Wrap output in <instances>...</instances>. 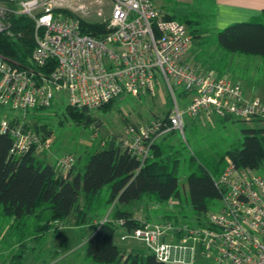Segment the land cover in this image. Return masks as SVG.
I'll return each mask as SVG.
<instances>
[{
    "label": "built area",
    "instance_id": "2783aa9c",
    "mask_svg": "<svg viewBox=\"0 0 264 264\" xmlns=\"http://www.w3.org/2000/svg\"><path fill=\"white\" fill-rule=\"evenodd\" d=\"M7 5L34 20L36 41L32 65L0 55V132L12 137L11 153L42 152L54 140L5 112L25 116L61 96L70 106L95 110L120 94L154 96L161 84L171 98L167 122L130 126L132 138L120 139L142 159L158 136L183 134L185 116L264 122L263 100L246 98L239 82L186 60L192 39L187 26L165 18L151 0H112L108 29L100 36L84 33L79 19L55 11L52 0H0V30ZM74 162L73 154H66L56 166L68 171ZM215 182L222 190L221 208L208 212L204 225L176 229L145 222L120 239L143 241L166 264H192L198 255L210 264H264V173L229 163ZM175 230L182 231L180 237Z\"/></svg>",
    "mask_w": 264,
    "mask_h": 264
},
{
    "label": "trees",
    "instance_id": "16d2710c",
    "mask_svg": "<svg viewBox=\"0 0 264 264\" xmlns=\"http://www.w3.org/2000/svg\"><path fill=\"white\" fill-rule=\"evenodd\" d=\"M14 8L7 5L2 17L0 55L10 62L29 66L32 65L29 57L36 43L34 20L14 13ZM191 14L164 13V17L175 19L189 29L192 37L189 52L193 54L195 65L203 58L201 65L206 70H215L216 74L222 75L224 56L211 61L213 51L206 55L212 46L225 52L264 57V9L253 19L233 22L220 29L210 27L207 16L195 11ZM78 19L84 33L100 36L108 29L106 21ZM114 99L97 109L107 107ZM51 108L53 105L35 107L30 118L27 113L25 116L21 113L19 116L9 115L14 118L12 121L23 118L25 126L41 136L52 134L50 115L60 116V121L71 119L86 125L93 120V110L68 104L61 113ZM39 110L48 111L38 114ZM168 112L160 119L163 123L167 122ZM226 119L220 118L221 121ZM243 121L252 123V126L242 129L240 145L230 146L217 157L201 156L202 153L196 152L186 158L189 167L186 176L188 203L196 225L205 224L208 203L220 200L222 190L215 181L227 164L257 172L264 170V122L260 118ZM173 133L155 139L144 159L125 149L121 140L113 136L104 145L88 152L81 166L74 163L70 170L62 171L33 149L11 153L12 137L0 132V205L2 214L10 220L7 235L16 239L15 245H18L17 251L15 249L11 254L10 264H22V247L26 246V240L40 242L43 234L62 227L66 219H72L75 225L93 222L92 213L98 209L103 213L105 207L107 210L111 207L109 214L97 221L95 231L85 243L88 264H166L159 261L146 245L144 250L127 249L118 245L114 238L119 230L125 234L145 222L151 223L134 215L129 207L131 202L145 199L162 204L178 196V171L183 155L172 141ZM105 187L109 190L103 198ZM163 219L153 223H171L176 229H183L184 225L196 226L179 222L171 213L164 214ZM181 234V230H175L174 237Z\"/></svg>",
    "mask_w": 264,
    "mask_h": 264
},
{
    "label": "rangeland",
    "instance_id": "374dc122",
    "mask_svg": "<svg viewBox=\"0 0 264 264\" xmlns=\"http://www.w3.org/2000/svg\"><path fill=\"white\" fill-rule=\"evenodd\" d=\"M151 1L163 13L184 11L190 15L191 12L198 11L195 8L196 2L198 4L199 1L203 2L204 0H193V3L186 4L185 7L180 6L182 3H179V0ZM52 2L55 11L58 13L75 15V17L86 21H106L108 23L112 14V0H52ZM208 22H210L209 19ZM191 47L192 45L189 49ZM212 51L211 61L224 56L222 59L224 64L223 76L239 82L243 89L259 96L256 98H261L264 101V59L260 55L225 52L216 46H212L206 55ZM192 57L193 54L188 51L186 60L189 63H195ZM202 59L200 58L197 64H201ZM211 71L215 73V70ZM66 104V98L61 96L54 99L52 105L53 109L61 113ZM170 107V95L160 84L154 96L133 97L120 94L107 107L92 111L93 120L90 125L76 123L71 119L64 122L60 121V116L56 118L55 115H50L54 142L50 149L40 152V156L46 158L49 163L56 164L62 156L73 154L74 163L77 164V167L81 166L88 152L104 145L113 136L119 140L132 138V135L127 133L130 126H153L155 122L161 121L160 119L166 116V111H169ZM53 109L51 108V110ZM33 111L35 109L28 110L27 118L31 117ZM47 111L39 110L37 112L41 114ZM1 114L2 111L0 110V116ZM5 114L9 115L6 112ZM97 123L99 124L97 125ZM249 126H252V123L234 117L221 121L218 116H200L197 118L185 116L183 134L175 131L172 135L173 143L182 150L183 155L178 171V196L172 201L162 204L145 199L133 201L129 207L134 215L139 219L159 222L164 220V214L171 213L179 222L196 225L194 224L192 209L188 203L186 176L189 167L186 158L191 153L196 152L202 153L201 156H219L230 146L240 145L242 129ZM161 137L162 135L156 139ZM260 172L264 173V170ZM108 190V187L103 189V198L108 195ZM107 208L103 209V211L105 210L103 213L101 212L102 209L94 211L92 213L93 222L75 225L72 219H66L62 227L43 234L40 242L26 240V246L22 247L24 249L22 264H88L85 259V243L95 231L98 222L105 219L106 215L109 214L111 207L108 210ZM220 208L221 201L218 199L208 203V212H216ZM9 229L10 220L2 214L0 205V264H10L13 257L12 252L18 249V245H15L16 239L9 238L7 235ZM114 241L127 249H145L143 241L129 237L121 240L118 233H116ZM210 263V258L198 255L192 264Z\"/></svg>",
    "mask_w": 264,
    "mask_h": 264
},
{
    "label": "crops",
    "instance_id": "0c3cea01",
    "mask_svg": "<svg viewBox=\"0 0 264 264\" xmlns=\"http://www.w3.org/2000/svg\"><path fill=\"white\" fill-rule=\"evenodd\" d=\"M179 3H182L180 6L185 7L186 4L193 3V0H179ZM195 8L199 11L195 12L207 16L210 27L220 29L233 22L246 21L257 17L264 9V0H204L203 2L199 1L198 4L196 2ZM180 13H184V11ZM261 57L264 59L263 56ZM197 66L207 69L201 64ZM243 94L246 98L259 97L245 89H243ZM119 231L121 232V230ZM119 231L120 238L122 233Z\"/></svg>",
    "mask_w": 264,
    "mask_h": 264
}]
</instances>
